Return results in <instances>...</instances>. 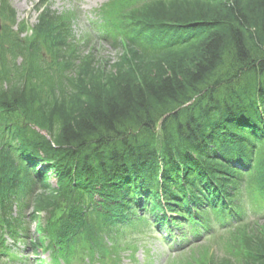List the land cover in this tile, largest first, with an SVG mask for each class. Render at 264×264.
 <instances>
[{"label": "trees", "instance_id": "16d2710c", "mask_svg": "<svg viewBox=\"0 0 264 264\" xmlns=\"http://www.w3.org/2000/svg\"><path fill=\"white\" fill-rule=\"evenodd\" d=\"M35 11L23 37L0 0V255L5 233L104 263L153 219L217 243L196 264H264V0H111L94 24L125 48L109 68L74 10Z\"/></svg>", "mask_w": 264, "mask_h": 264}, {"label": "rangeland", "instance_id": "374dc122", "mask_svg": "<svg viewBox=\"0 0 264 264\" xmlns=\"http://www.w3.org/2000/svg\"><path fill=\"white\" fill-rule=\"evenodd\" d=\"M40 0H11V4L17 13L18 22L25 21L27 27H31L36 21V13L33 11V6ZM108 0H50L53 10L62 12L74 7L77 9V22L75 24V33L77 36L82 35L87 30L85 29L89 20L93 19V11L102 3ZM90 48L94 50L96 58L99 60L101 67L107 68L108 64L115 63L121 54V50L111 49L107 44L93 40ZM51 187H55V180L49 176ZM32 212V206L27 210L26 215ZM31 233L39 239L36 225L31 228ZM127 239H123L124 244L117 247L113 255L122 254V264H196L201 257L206 253L220 254L217 246L214 243L204 244L201 246L192 245L185 248L183 251H170L167 244L160 241L153 232H145L138 230L136 234L129 235ZM130 242L132 243H128ZM126 241V242H125ZM9 243V241H8ZM137 247V248H136ZM37 261L41 259L42 263L54 264L48 253L38 251L35 255ZM23 258H26V264H36L33 260L31 252L23 253ZM35 257V258H36ZM40 262V263H41ZM14 263V264H25Z\"/></svg>", "mask_w": 264, "mask_h": 264}, {"label": "water", "instance_id": "95a60500", "mask_svg": "<svg viewBox=\"0 0 264 264\" xmlns=\"http://www.w3.org/2000/svg\"><path fill=\"white\" fill-rule=\"evenodd\" d=\"M0 29H1V26H0Z\"/></svg>", "mask_w": 264, "mask_h": 264}]
</instances>
